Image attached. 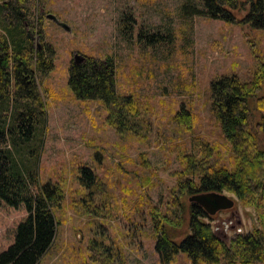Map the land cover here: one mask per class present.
<instances>
[{"label":"rangeland","instance_id":"1","mask_svg":"<svg viewBox=\"0 0 264 264\" xmlns=\"http://www.w3.org/2000/svg\"><path fill=\"white\" fill-rule=\"evenodd\" d=\"M186 1L202 7L201 0H29L35 44L54 54L48 71L37 75L46 124L35 137V166L41 183H59L64 190L55 210V240L38 264H192L185 253L170 263L161 260L150 209L167 210L176 173L184 167L181 156L193 149L194 138L217 146L216 164L234 162L211 110L210 83L223 74L251 80L264 67V26L187 16ZM245 14L237 11V19ZM154 32L167 39L149 43ZM76 53L114 62L116 90L129 99L126 129L113 125L103 101L79 99L71 89ZM252 100V121L259 128L264 105ZM182 109L190 111L188 121L176 119ZM6 142L2 147L11 141ZM83 166L97 175L94 192L81 184ZM224 193L236 204L211 223L229 239L250 231L257 216L235 194ZM26 215L24 205L0 198V252L14 242Z\"/></svg>","mask_w":264,"mask_h":264},{"label":"trees","instance_id":"2","mask_svg":"<svg viewBox=\"0 0 264 264\" xmlns=\"http://www.w3.org/2000/svg\"><path fill=\"white\" fill-rule=\"evenodd\" d=\"M28 2L0 0V198L14 207L24 205L27 211L16 229L14 242L0 252V264L39 263L55 240L59 223L55 210L64 199L62 186L41 183L35 166L40 156L35 139L41 125L46 124L37 75L48 71L54 54L52 48L40 50L36 46ZM201 2L202 7L186 1L185 15H208L229 22L249 20L264 26V0ZM237 11L246 14L238 20ZM159 32L150 33L148 42L167 39ZM69 85L79 99L103 101L113 125L126 129L131 114L129 99L116 90L112 59L103 62L86 56L84 61L72 63ZM261 89L264 67L257 69L251 80L223 74L211 81V110L231 144L234 162H213L217 146L201 138H194L193 149L182 154L184 167L176 173L178 182L167 210L155 206L150 209L155 247L164 263L172 262L180 253L187 254L192 264L264 262V119L256 123L259 128L254 127L251 107L254 97L256 104L263 107L264 96H258ZM10 110V115L4 114ZM189 112L182 109L176 119L188 121ZM6 140L11 141L9 146L2 147ZM80 181L94 192L97 175L92 168L83 166ZM210 191L235 194L244 207L255 210L257 223L250 231L234 233L229 239L218 235L211 223L214 215L187 200L194 193Z\"/></svg>","mask_w":264,"mask_h":264},{"label":"water","instance_id":"3","mask_svg":"<svg viewBox=\"0 0 264 264\" xmlns=\"http://www.w3.org/2000/svg\"><path fill=\"white\" fill-rule=\"evenodd\" d=\"M67 28L69 29V26ZM74 58L76 63L86 59L85 56L79 53H76ZM189 200L190 202H196L201 205L210 215H215L222 210L231 209L236 204L233 198L220 191L194 193L189 197Z\"/></svg>","mask_w":264,"mask_h":264}]
</instances>
